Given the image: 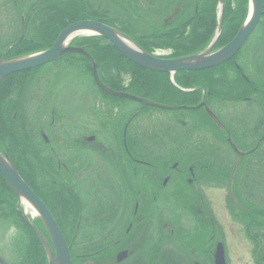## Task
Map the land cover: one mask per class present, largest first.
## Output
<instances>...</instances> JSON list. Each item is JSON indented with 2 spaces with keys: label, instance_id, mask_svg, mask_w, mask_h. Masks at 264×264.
I'll return each instance as SVG.
<instances>
[{
  "label": "flooded vegetation",
  "instance_id": "1",
  "mask_svg": "<svg viewBox=\"0 0 264 264\" xmlns=\"http://www.w3.org/2000/svg\"><path fill=\"white\" fill-rule=\"evenodd\" d=\"M198 1L199 0H191L196 9ZM5 2L13 4V0H4L3 3L6 4ZM22 3L23 1L18 3L20 5L18 9L14 7V15L18 16V22L21 24V27H18L19 30L16 28V32L18 33L16 39H18L21 34H24L25 37L23 36V40L30 43L34 40V34H36V36L37 34H46L44 29V10L46 8L42 5L47 6L48 12L53 8L54 4L51 0H28L25 6L21 8ZM191 10H193L192 14L189 10L190 12L188 11L182 19H179L176 23L177 26L170 27V30L174 31L190 15L193 17L195 10ZM100 12L104 13V16H100ZM180 14L183 15L184 13ZM177 15L178 13L175 14L174 17L171 18L172 20H169L166 25H172ZM263 18L264 16L262 19ZM115 19L116 18H113L111 14L94 8L89 15H86V17L81 20L97 21L112 26ZM259 26L260 23L251 35L259 29ZM128 29L131 31L129 26ZM177 31L179 30L177 29ZM176 36L183 35L176 34ZM15 41L4 42L3 45L0 46V52L3 51L8 43ZM136 41L148 51L169 50L171 54L174 53L172 47L165 49L163 47L153 46L152 43H142L139 42V38ZM45 45L46 43H44V46ZM71 45L82 47L72 43ZM254 48L253 54L250 56L251 59L259 57L257 52L258 48ZM83 49L86 50L85 48ZM66 58L79 59L78 61L82 62L87 67V71H90L92 74L89 61L85 57L73 54ZM95 62L98 68V62L96 60ZM223 65L224 66L221 65L222 68L219 70L211 72V75L201 76L203 82L208 83L211 81L212 84L211 91L206 93L202 91L201 95L211 111V119H206L208 124L197 125L202 127L196 130H204L210 135V138L204 139L203 142L195 138H190V135L193 133L187 137H183L182 135L181 137H173V139L171 138L172 136L166 135L167 137L164 142L162 141L161 150L159 152L157 151L159 144H156L155 140L146 138L145 136H147V134L140 130L129 128V120L131 118L127 119V124L120 123L122 121V116L114 118L108 117L104 121L102 119V124L96 129V119L94 122L89 123L87 121L77 122L75 116L72 114L73 117L71 120H66V122H70L68 124V131L59 130V139L56 140H54V137L55 134L57 136L58 134H54L53 132V129L57 127L56 124H54L55 122H51L48 119L47 123L50 121V127L41 125L39 131L41 140L39 141L42 144H36L35 191L51 211L63 232L69 247L71 264H153L155 253L153 254L151 248L145 245V239L149 235L147 231L151 229L152 232L155 233V230H157L161 236H164L166 233L168 237V224L172 227L171 223H169L166 218L162 220L153 214L156 205L162 206V203H159L158 200L168 197V193L175 196L183 195L185 191L194 190L197 183L202 185L199 192H203L204 187L211 186V183L216 185L223 184L224 188L230 192L232 189L231 182L229 184L228 181L224 180L228 178V175L230 179L231 176L236 173L238 176L241 175L239 186L243 185L245 188L248 169H254L256 175H259L262 165H256L254 162L259 161L258 149L264 142V133H259L260 130L263 131V122L258 121L250 127L251 130L243 128L235 134L238 124L236 125L233 121H235L234 118L237 117V114H239L238 117L247 118V111L250 108L252 110L253 107H255L257 110H261L259 105L261 99L264 100V89L260 88L259 85L264 84V77L261 76L262 71L260 67H258L256 73H252L251 76L246 75L242 67L237 63L236 58L230 59V61ZM238 86H240V88ZM198 88L200 87H195L196 90ZM222 88H224L225 91H237L240 89V97L235 101H231L230 104L233 102L236 104L242 102V105L244 104V109L241 113H238V107H225L224 103H222L223 100L218 99ZM210 99L211 104L209 103ZM28 100L32 101V103L35 101L37 111L39 105L43 101V94L32 93V96L26 97L24 103ZM248 104L249 108H245ZM107 109L110 111L111 108L108 107ZM226 111H228L230 115H228ZM52 112L53 110L49 113V117ZM231 112H235V114L232 115ZM201 113L205 115L204 108ZM222 114H226L225 118L222 117ZM50 118L53 120V115ZM240 124L242 125L243 123L240 121ZM245 124L248 126L247 121ZM178 127L180 129L183 128L180 125H178ZM60 128L61 125L59 126V129ZM85 130H88V132H84ZM192 130H195V128ZM118 131L121 132V135L117 134ZM46 133L50 137H52L53 134V137L50 139L47 137ZM167 133L171 135L170 132ZM162 135L160 134L161 137ZM137 137L139 138L138 140ZM136 140L138 142L146 141L145 144L141 143L137 145L140 150L145 148L144 152L136 151L134 144ZM207 140L211 141L207 142ZM224 146H226L227 150L229 149L236 154V160L227 165L225 172L219 168V164L225 153V150L222 151V147ZM120 147H122V149ZM207 151L209 154H207ZM216 152H219V159H216ZM239 155L240 159L237 165L236 162ZM128 160L131 161L132 165H130ZM183 162H187V164L182 165ZM180 164L181 166H179ZM192 167H197V169L195 170ZM114 168L120 170L124 179L131 177L134 185L124 183V186L121 188L116 186L117 180L113 177L118 176ZM139 168H141L142 171L138 170ZM180 169H185L184 175L180 173ZM214 170H216L215 173ZM174 173L177 174L176 177L172 176ZM105 174L111 181L106 183L107 187H103V190H107L112 194L114 206H104L103 197L99 198V194L103 191L101 178ZM41 179L48 180L51 186H42ZM169 184L173 186L170 191H168ZM119 189L122 194H119ZM6 190L7 188L4 186L3 182H0L1 199L7 196ZM237 191L243 195L238 189ZM44 193L51 195L47 199H44L42 197ZM63 193H66L68 196L66 204L58 202V199H56L57 201L54 203L51 201L52 194L56 196ZM3 205H6V203H2L0 206ZM6 206L11 205L7 204ZM143 206H148L146 212L142 211ZM191 208L193 207H186L188 213H191L189 212ZM205 209L208 222H206V220L204 221L203 216L200 217L203 223V230H206V228L211 225V214L210 211H208L210 207ZM164 210L167 211L166 206H164ZM101 213H105V216ZM117 217H119V220L124 217L128 218L126 220L122 219L123 222L122 224L120 223L121 226L118 233H114L113 228L116 229ZM7 219V217H4V219H0V222H5L7 230L14 233L10 235V237H12L15 242L21 243L25 241L26 244L23 252H21V250H18V254L16 252L15 260H12L13 262L7 259L8 256L0 255V264H24L25 256L30 245L28 244L29 238L26 237L18 220H10V222L14 223L11 229V226L7 223ZM33 224L52 246L49 237L46 235L37 218L33 219ZM102 224L108 226V230L103 234L98 230ZM154 224H156V227L153 228ZM176 224L178 223L176 222ZM179 230L180 227L170 230V237L172 236L171 240L179 237L178 235L176 236ZM185 230L188 231L187 229ZM138 234L140 235L139 239L137 237ZM161 239L163 243L164 237ZM185 243L189 246V242L185 241ZM180 251L181 250H179V252ZM208 255L211 259V251L208 252ZM158 264L182 263L179 262L178 258L174 257L171 252L166 251V253L159 256Z\"/></svg>",
  "mask_w": 264,
  "mask_h": 264
},
{
  "label": "rangeland",
  "instance_id": "2",
  "mask_svg": "<svg viewBox=\"0 0 264 264\" xmlns=\"http://www.w3.org/2000/svg\"><path fill=\"white\" fill-rule=\"evenodd\" d=\"M21 1H23L21 5V8H23L28 0H13V4L8 2L4 4V0H0V46H2L4 42L12 41L18 37L16 31L18 27H21V24L18 22V16L14 14L15 8L18 9V6L20 7L18 3ZM61 1L62 0H51L53 4L60 3ZM79 2L86 10L97 8L111 14L113 18H116L115 21H113L114 27H122L123 25L125 30L128 31L126 32L127 35L135 40L139 38L142 43L154 42L156 36L159 34L167 35L170 32V27L177 26L176 23L179 19H182L189 10H196L191 0H79ZM179 12L184 14L181 15ZM177 13L178 15L176 19L173 20L172 25H166ZM128 26L131 31L128 29ZM176 32L177 30L173 31V33L171 32L167 36L162 35L163 37H160V35L157 39L163 40L162 42L171 45L176 43L174 45V51H177V54L186 55L184 52L188 50L189 47L184 48V45H182L185 43L184 38L182 36L176 38L177 36H174ZM80 35L82 36V34ZM254 47L258 48L257 52L259 57L251 59L250 56L253 54ZM165 53L166 52H158L157 54L161 56ZM236 59L246 75L251 76V74L254 72L256 73L257 68L260 67L262 71L261 76L264 77V18L260 21L259 29L250 36ZM78 60L79 59L76 58H65L43 65L37 70L30 72L32 74L26 87L25 98L32 96V93H40L41 95L43 94V101L39 105L37 111L35 108V101L32 103V101L28 100L24 103L26 113L23 119L25 124L24 127L21 126V128L25 129V132L30 134L35 143L40 144L38 134L41 125L50 127V121L55 122L54 124L57 126L53 129L54 134H58V136L55 134L54 140L59 139V130L68 131V124L70 122H66V120L70 121L73 117L72 114L75 116L77 122L87 121L89 123L94 122L96 119V129L102 124V119L104 121L108 117L114 118L122 116V121L120 123L124 124H127L126 121L128 118H131L129 120V128L140 130L147 134V136H145L146 138L155 140V143L159 144L157 148L159 152L161 150L162 141L164 142L167 137L166 135L172 136L171 138L173 139V137H181L182 135L183 137H187L193 133L190 135V138H195L202 142L204 139L210 138V135L204 130H192L196 128L195 125L197 126V124L205 123L206 120L205 116L201 113L202 110H162L146 107L133 100L107 96L95 85L92 74L90 71H87V67ZM123 78V83H127V76H123ZM238 87L240 88V86ZM259 87L264 89V84L259 85ZM217 90L220 91L219 89ZM240 94V89L237 91H225L224 88H222L218 99L223 100L222 103H224L225 107H238V113H241L244 109V104L242 105V102L239 104L235 102L230 104L231 101H235L239 98ZM171 102L181 106L192 105V101L184 97L175 99ZM209 103L211 104V99ZM108 107L111 108L110 111H108ZM247 107L249 108V104L245 106V108ZM259 108L261 110H257L255 107H253L252 110L251 108L248 109L246 120L238 117L239 114L236 115L237 117H235V121H233L236 125L238 124L235 134L243 128L249 130L250 127L258 121L263 122V131L260 130V132H256L264 133L263 99L260 101ZM52 110L51 116L53 115V120H51V116L49 117V113ZM35 111L36 117L33 116L35 115ZM226 112L230 115L228 111ZM231 114L233 115L235 112H231ZM225 115L226 114H222V117L225 118ZM48 119L50 120L49 123H47ZM240 121L243 123L242 125ZM246 121L248 126L245 124ZM60 125L61 128L59 129ZM178 125L183 128L180 129ZM31 131L34 133H31ZM84 132H88V130ZM167 132H170L171 135ZM117 134L121 135V132L118 131ZM160 134L164 136L162 135L161 137ZM46 135L50 139L53 137V134L52 137L47 133ZM138 139L137 137V140ZM137 140L134 143L136 151L144 152L145 148L140 150L137 145L141 143L145 144L146 141L138 142ZM209 141L211 140H207V142ZM3 146V149H6L9 147V144L4 142ZM120 148L122 149V147ZM222 151L225 153L223 154L219 168L225 172L227 165L236 160V154L229 149L227 150L226 146L222 147ZM258 151L259 161L254 162V164L262 165V168L258 176L254 169H248L246 188L243 185L239 186L241 175L237 176L231 173V179L229 175L227 179H224L228 181L229 184L231 182L232 189L230 192L224 188L223 184L216 185L214 183H211V186L204 187L203 192H199L202 185L197 183L194 190L185 191L183 195L175 196L168 193V197L158 200L159 203H162V206L156 205L153 214L162 220L166 218V220L171 223L172 227L168 224V237L166 233L164 236H161L157 230H155V233H153L151 229L147 231L149 235L145 239V245L151 248L153 254L155 253L153 264H158L159 256L166 253V251L171 252L182 264H216L214 261V252L216 247L221 243L222 236V240H224L226 244L225 250L227 248V264H264V142L261 144ZM207 154H209L208 151ZM216 155V159H219V152H216ZM128 162L132 165L130 160H128ZM185 164H187V162H183L182 165ZM179 166H181V164ZM138 170L142 171L141 168ZM184 170L185 169H180L182 175H184ZM114 171L118 176L113 177L117 180L116 186L121 188L124 186V183L134 185L131 177L124 179L120 170L114 168ZM215 172L216 170H214V173ZM172 176L176 177L177 174L174 173ZM101 180L103 190V187H107L106 183H109L111 179L105 174L102 176ZM172 187L173 186L169 184L168 191L172 190ZM237 189L239 192H242L243 195L238 193ZM119 194H122L120 189ZM100 197L104 199V206H114V198H112V194L107 190H103L101 194H99V198ZM164 206H166L167 211L164 210ZM187 206L193 207L191 210L189 209L191 213L187 212ZM205 206H208V208L210 207L208 211H210L211 218L213 217L214 223L217 224L218 222L221 227L219 225L217 227L211 220V225H209L206 230H203V223L200 217L203 216L204 221L206 220V222H208L205 213V208L207 207ZM147 209L148 206L142 207L143 212H146ZM101 214L105 216V213ZM28 215L31 219L37 216L35 212H29ZM127 218L128 217H124L122 219L126 220ZM117 219L116 229L113 228L114 233H118L121 226L120 223L122 224L123 222L122 219L119 220V217H117ZM176 222L178 224H176ZM7 223L12 229L14 223L10 222L9 219H7ZM0 224V255L8 256L7 259L13 262L12 260H15L16 252L17 254L18 250L23 252L26 243L25 241L21 243L15 242L13 238L10 237V235L14 233L7 230L5 222H0ZM154 225L153 228L156 227V224ZM178 227H180V230L176 236L178 235L179 237L171 240L172 236L170 237V230ZM98 230L103 234L108 230V226L102 224ZM137 237L139 239L140 235L138 234ZM162 237H164L163 243ZM185 241L189 242V246L186 245ZM256 241L259 242L260 246L257 245ZM179 250L181 251L179 252ZM210 251L211 259L208 255Z\"/></svg>",
  "mask_w": 264,
  "mask_h": 264
},
{
  "label": "trees",
  "instance_id": "3",
  "mask_svg": "<svg viewBox=\"0 0 264 264\" xmlns=\"http://www.w3.org/2000/svg\"><path fill=\"white\" fill-rule=\"evenodd\" d=\"M42 6L46 8L44 10L46 34H37V36L34 34V40L30 43L24 40L15 47H8L9 45H7L3 51V58L10 59L48 48L67 24L85 18L92 11V9L86 10L79 0H62L60 3H54L53 8L48 12L47 6ZM216 6L217 0H199L193 17L190 15L187 18L188 20L186 19L187 21L184 20L175 29L179 31L174 36L176 34L183 35L185 43L182 45H184V48L189 47L184 54L198 52L211 41L216 27ZM247 12L248 0H225L223 32L216 48L226 44L233 37L244 21ZM99 15L104 16V13L100 12ZM171 32L173 33L170 30L167 35ZM162 35L166 34L156 36V39L152 42L153 46L175 49L174 45L176 43L171 45L157 39L159 36L163 37ZM139 42L142 41L139 39ZM44 43H46L45 46ZM72 44L82 46L92 55L98 62V74L101 81L116 91L130 93L139 98L161 104L177 105L171 101L182 97L196 104L201 99V89L205 88L207 91H211L212 88L211 82L205 83L202 81L201 76L204 74L202 71H182L175 74V82L179 87L183 89L200 88L192 92L180 90L170 82L169 74L146 70L129 62L110 43L99 36L77 37L72 41ZM141 47L143 48V46ZM177 53V51H174L172 55H181ZM31 74L30 71L14 73L0 82V150L6 154L20 175L35 190L36 143L32 140L30 134L21 128L25 124L22 102ZM123 76H127L128 82L125 84L123 83ZM31 133L34 132L31 131ZM4 142L9 144L6 149H3ZM192 168L197 169V167ZM0 182H3L9 193H13L1 175ZM41 183L44 187L51 186L48 180L45 179H41ZM50 195L44 193L42 197L47 199ZM51 197L53 203L58 199V202L66 204L68 199L66 193L56 196L52 194ZM2 201L4 200L0 198V202ZM18 222L26 237L29 238L28 244H30L24 264H47L45 252L37 236L20 216H18Z\"/></svg>",
  "mask_w": 264,
  "mask_h": 264
},
{
  "label": "water",
  "instance_id": "4",
  "mask_svg": "<svg viewBox=\"0 0 264 264\" xmlns=\"http://www.w3.org/2000/svg\"><path fill=\"white\" fill-rule=\"evenodd\" d=\"M222 2L223 0H219V24L213 41L205 50L197 54L174 59H163L151 56L141 50L135 43H133L129 38H127L115 28H112L96 21H78L67 25L58 34L53 45L48 49L7 60H2L0 56V81L12 73L36 68L43 64L58 60L69 53H77L85 56L90 61L92 65L94 81L103 92L112 96L139 101L146 105L168 109L172 108L164 105H158L156 103H152L140 99L138 97H134L130 94L111 90L100 81L97 74L95 62L90 57V55L80 48L69 46L68 43L76 35L82 34L79 32V30H84L89 33L88 35H99L104 37L128 60L149 70L167 72L173 75L177 71L181 70H201L211 68L226 62L239 50L245 39L256 27L262 13V0H249V15L245 23L240 27L236 35L228 44H226L224 47L220 48L215 52H211L212 45L217 40L222 29ZM119 35L125 38L126 40L132 42L134 47L127 46L119 38ZM21 40L22 37L18 40L15 45L20 43ZM0 174L3 176L8 185L17 195L18 203H22L27 208L25 202H23L22 200L25 199V201L29 203V206H31V209L36 212V214L40 217L43 224L45 225L53 244L54 254L52 253L49 245L45 242L39 231L30 223V225L33 227L37 236L40 238L41 242L47 250L48 264H70L69 250L64 236L55 219L53 218L45 204L41 201V199L32 191V189L19 175L10 160L1 152ZM26 220L29 221L27 217ZM215 263L225 264L223 248L220 244L218 245L216 250Z\"/></svg>",
  "mask_w": 264,
  "mask_h": 264
},
{
  "label": "bare ground",
  "instance_id": "5",
  "mask_svg": "<svg viewBox=\"0 0 264 264\" xmlns=\"http://www.w3.org/2000/svg\"><path fill=\"white\" fill-rule=\"evenodd\" d=\"M80 33L82 34H89L87 31L84 30H79ZM119 38L129 47H134L133 43L130 42L129 40H126L125 38H123L122 36L119 35ZM23 202H25L27 209L31 210V206H29V203L25 201V199H22Z\"/></svg>",
  "mask_w": 264,
  "mask_h": 264
}]
</instances>
